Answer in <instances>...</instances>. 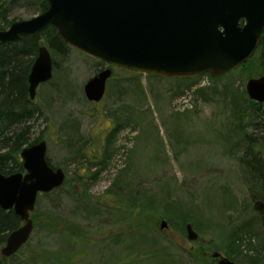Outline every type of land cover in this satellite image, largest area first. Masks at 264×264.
<instances>
[{
    "label": "rangeland",
    "instance_id": "rangeland-1",
    "mask_svg": "<svg viewBox=\"0 0 264 264\" xmlns=\"http://www.w3.org/2000/svg\"><path fill=\"white\" fill-rule=\"evenodd\" d=\"M8 7V21L39 14L34 0ZM50 55L52 79L37 89L33 102L43 115L30 135L43 133L46 159L65 182L37 196L29 240L4 263L0 255L2 264H58L69 254L71 264H216L214 252L235 264H264L263 205L241 162L244 134L264 140L244 100L246 82L264 77L259 51L228 77L192 83L135 81L112 68L98 103L86 100L83 86L108 67L70 47ZM124 110L130 117L117 132ZM95 209L97 219L89 217ZM187 224L196 241L187 240Z\"/></svg>",
    "mask_w": 264,
    "mask_h": 264
},
{
    "label": "water",
    "instance_id": "water-1",
    "mask_svg": "<svg viewBox=\"0 0 264 264\" xmlns=\"http://www.w3.org/2000/svg\"><path fill=\"white\" fill-rule=\"evenodd\" d=\"M47 9L29 20L16 21L0 31V43L18 41L56 28L70 48L104 63L83 86L90 103L100 102L111 68L151 77L217 78L237 69L256 52L264 30V0H47ZM48 48L39 46L27 77L28 96L34 101L40 85L52 79ZM247 98L264 104V77L245 84ZM23 173L0 174V209L12 210L21 225L8 234L0 249L3 259L16 255L33 230L30 218L38 195L65 182L62 169L49 166L46 142L24 147ZM167 223H160L165 230ZM188 241L197 233L185 227ZM216 264H235L218 252Z\"/></svg>",
    "mask_w": 264,
    "mask_h": 264
},
{
    "label": "trees",
    "instance_id": "trees-1",
    "mask_svg": "<svg viewBox=\"0 0 264 264\" xmlns=\"http://www.w3.org/2000/svg\"><path fill=\"white\" fill-rule=\"evenodd\" d=\"M10 2L11 0H0V31L6 30L11 23L14 22L8 21V6ZM34 6H36L38 13H41L47 9L48 3L47 0H34ZM41 39H44L50 52L61 56L67 55L69 47L61 40L56 28L50 25L30 37L21 38L18 41L10 43H0L1 175L6 176L14 173H23L24 171L20 158L22 149L40 141H45V137L42 135L43 133H41L39 137L31 139L30 130L32 126L30 123L34 122L35 119L38 118L35 117L36 115L39 117L42 116L43 111L34 102L30 101L27 85V77L30 67L37 56L39 42ZM257 51L260 52V57L257 59L258 65L264 69V30L262 40L256 49V52ZM252 57L244 64L248 63ZM231 72L217 78H212V80L228 77ZM129 73L137 76L135 81L142 76L137 73ZM151 78L157 79L147 76V79ZM196 79L197 78H191L175 81H190V83H192ZM244 100H246L247 104L250 106L256 124L255 126L264 129V104L256 103L248 98H244ZM233 114L238 119V115L234 113V110ZM121 115L123 116L121 117L119 124H116L117 132L121 128V124L125 123L128 119L127 117H130V113L125 110L121 113ZM238 125H240L239 119ZM243 139L246 140V150L242 156L241 162L245 167L248 185L250 186L251 191L257 192L256 196L254 195L255 199L260 200L263 205V208L258 210V223L264 233V140L255 139L251 134H244ZM47 162L49 166L52 167L49 161ZM87 213L89 212L87 211ZM90 213L91 215H89V217L93 216V218L97 219L100 211L95 209L94 212L90 211ZM20 225V220L14 215L12 210L2 211L0 209V244L6 240L9 233L17 229ZM233 235L234 233L232 232L228 235V237H232ZM72 255L73 254H69L67 256L66 262L64 261V258H57V263L71 264L69 257ZM9 259H3V263L5 260ZM1 260L0 264H2ZM154 260H156V257H154ZM33 264H36V261H34Z\"/></svg>",
    "mask_w": 264,
    "mask_h": 264
}]
</instances>
